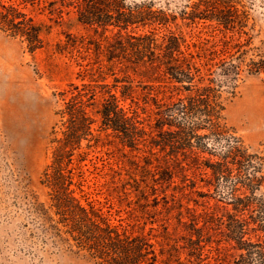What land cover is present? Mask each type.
I'll list each match as a JSON object with an SVG mask.
<instances>
[{
  "label": "trees",
  "instance_id": "trees-1",
  "mask_svg": "<svg viewBox=\"0 0 264 264\" xmlns=\"http://www.w3.org/2000/svg\"><path fill=\"white\" fill-rule=\"evenodd\" d=\"M54 2L71 9L76 20L95 33L101 29L103 43L68 34L66 45L84 50L80 57L87 61L84 69L91 76L104 80L111 74L113 82L70 83L59 92L61 135L52 138L51 160L42 173L49 204L35 207L44 240L94 264H264L261 163L256 165L239 140L226 136L222 116V83L242 72L264 74V42L245 48L250 40L244 30L246 10L238 8L237 0H197L178 13L154 8L146 0ZM178 17L187 26L200 23L206 30L187 39L177 26ZM44 30L19 4L0 0V31L22 38L30 52L43 46ZM102 55L106 63L99 58ZM89 108L99 115L97 129ZM101 131H110L106 137L112 133L130 150L145 153V165L155 162L156 181L170 183L175 167L183 171L194 167L213 188L199 194L221 203L225 211H204L208 220L202 225L198 220L189 223L190 235L183 237L182 245L168 236L164 222L162 239H157L153 227L145 231L132 209L125 224L114 222L82 189L83 161L91 147L103 145ZM208 140L225 144L215 151L208 148ZM210 229H218L236 253L222 254L217 239L216 255L210 259L204 255Z\"/></svg>",
  "mask_w": 264,
  "mask_h": 264
},
{
  "label": "rangeland",
  "instance_id": "rangeland-1",
  "mask_svg": "<svg viewBox=\"0 0 264 264\" xmlns=\"http://www.w3.org/2000/svg\"><path fill=\"white\" fill-rule=\"evenodd\" d=\"M1 1L19 4L37 23L44 25L45 30L43 46L33 52L22 38L0 31V264H94L81 255L52 246L50 240L45 241L40 214L35 207L49 204V189L42 183V173L51 160L54 145L51 140L61 135L59 92L67 90L70 83L81 86L82 83L113 82L111 74L103 80L85 71L87 61L80 57L85 52L66 45L67 35L91 36L101 39L102 43L106 39L100 36L101 29L95 33L78 22L71 9L54 0ZM132 1L139 0H127ZM146 1H151L154 8L178 13L197 0ZM237 1L238 8L246 10L248 17L244 30L250 40L245 48L259 46L264 42V0ZM176 23L187 39L193 33L206 30L200 23L187 26L179 17ZM170 28L176 29V25L171 23ZM105 34L111 35V32ZM91 47L89 54L93 57ZM99 58L106 63L104 55ZM119 67L117 65V69ZM117 75L121 73L117 71ZM221 95L226 136L239 140L256 165L261 163L258 174H264V74L242 72L235 79H227L222 83ZM128 103L129 99L125 104ZM89 109L96 119L94 128L97 129L99 115L95 108ZM108 132H100L103 145L91 147L83 161L82 189L86 197L103 206V211L114 222L125 224L132 209L138 225L145 231L153 227L157 239H162L164 222L168 236L182 245L183 237L190 235L189 223L198 220V225H202L208 220L204 211L219 214L225 211L221 203L199 194L208 188L212 192L213 188L205 185L204 176L194 167L185 171L175 167L170 183L156 181L159 174L154 173L155 162L145 165V153L122 146L112 133L106 137ZM86 143L82 140L83 149H87ZM224 144L221 140L207 141L208 148L215 151H220ZM204 155L209 157L207 153ZM146 211L148 213L144 214ZM205 225L208 226V222ZM214 229L209 230L211 240L205 245L204 255L209 259L216 255L217 239H221L222 254H235L236 250Z\"/></svg>",
  "mask_w": 264,
  "mask_h": 264
}]
</instances>
